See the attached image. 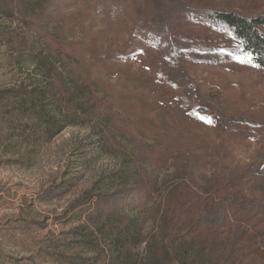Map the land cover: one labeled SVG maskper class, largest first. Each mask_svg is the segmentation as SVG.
Masks as SVG:
<instances>
[{
	"label": "rangeland",
	"instance_id": "rangeland-1",
	"mask_svg": "<svg viewBox=\"0 0 264 264\" xmlns=\"http://www.w3.org/2000/svg\"><path fill=\"white\" fill-rule=\"evenodd\" d=\"M158 1L168 39L151 0H0V264H264V72L204 13L264 0ZM49 76L82 107L20 100Z\"/></svg>",
	"mask_w": 264,
	"mask_h": 264
},
{
	"label": "trees",
	"instance_id": "trees-1",
	"mask_svg": "<svg viewBox=\"0 0 264 264\" xmlns=\"http://www.w3.org/2000/svg\"><path fill=\"white\" fill-rule=\"evenodd\" d=\"M151 1L153 8L156 9L157 26L151 27L150 30L154 31L156 27H159L161 31H165V37L168 39L170 38L169 33L172 29L171 24L167 23L161 3L158 0ZM204 13L209 20L227 29L232 39L238 43L236 50L242 55V59L247 61L253 68L264 72V11L252 17L236 11L210 9L205 10ZM167 32L169 33L167 34ZM179 47L183 46L171 40L167 49L172 65H174V69L172 70L173 75L176 76L177 79L179 77L182 79V87L188 96H196L195 89L190 83V78L183 69L184 56L183 53L177 51ZM26 49L29 55H38L40 57L43 52L39 44L37 49L33 47V44L32 46L29 45L25 47V50ZM233 50L234 47L231 48L230 52ZM84 87L85 83L81 81L78 82V80L73 81L71 78L64 77L63 80L58 81L49 76L44 86H33L22 90L20 100H22L23 103L29 104L31 108L40 113L46 112V107L43 105L45 103H68L75 104L74 107H82L80 102L84 101ZM65 108L66 107H58L57 110L62 111V109L65 110ZM42 117L44 116L42 115ZM52 118L53 121H56L54 120L56 119L55 117ZM63 127L64 124L49 126L48 136H53ZM252 178L258 180L257 185H259V188L264 192V161L258 167H250L245 180L249 181ZM240 181V175H234L231 179V182L235 185ZM232 194H230L229 197L226 196L225 199L235 196L234 193ZM207 217L209 218H204L203 220L208 223H218V221L221 222L222 220L220 218L219 208L214 209Z\"/></svg>",
	"mask_w": 264,
	"mask_h": 264
},
{
	"label": "snow or ice",
	"instance_id": "snow-or-ice-1",
	"mask_svg": "<svg viewBox=\"0 0 264 264\" xmlns=\"http://www.w3.org/2000/svg\"><path fill=\"white\" fill-rule=\"evenodd\" d=\"M241 62H244V61H241Z\"/></svg>",
	"mask_w": 264,
	"mask_h": 264
}]
</instances>
